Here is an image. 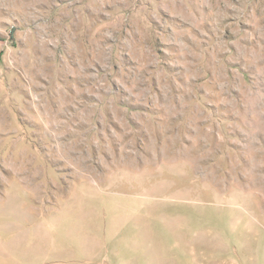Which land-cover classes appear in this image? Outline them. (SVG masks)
Here are the masks:
<instances>
[{
  "label": "rangeland",
  "instance_id": "1",
  "mask_svg": "<svg viewBox=\"0 0 264 264\" xmlns=\"http://www.w3.org/2000/svg\"><path fill=\"white\" fill-rule=\"evenodd\" d=\"M0 264H264V0H0Z\"/></svg>",
  "mask_w": 264,
  "mask_h": 264
}]
</instances>
